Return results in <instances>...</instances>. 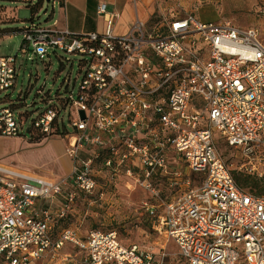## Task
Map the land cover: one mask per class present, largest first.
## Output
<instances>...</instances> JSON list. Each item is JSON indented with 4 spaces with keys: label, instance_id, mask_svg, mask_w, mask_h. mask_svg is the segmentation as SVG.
<instances>
[{
    "label": "built area",
    "instance_id": "obj_1",
    "mask_svg": "<svg viewBox=\"0 0 264 264\" xmlns=\"http://www.w3.org/2000/svg\"><path fill=\"white\" fill-rule=\"evenodd\" d=\"M97 14L107 17L102 34L74 37L34 21L20 31L41 60L49 49L84 59L78 93L58 98L77 115L70 173L54 180L0 164V264H165L164 250L126 245L115 231L82 236L65 226L101 179L121 173L148 193L150 227L174 243L182 264H264V196L237 184L215 137L251 164L264 161L263 34L169 12L117 35L118 15L105 3ZM18 70L16 57H0V93L15 88ZM64 82L68 91L71 77ZM59 115L49 109L34 132L61 136L53 128ZM23 124L0 108V136L21 137Z\"/></svg>",
    "mask_w": 264,
    "mask_h": 264
},
{
    "label": "rangeland",
    "instance_id": "obj_2",
    "mask_svg": "<svg viewBox=\"0 0 264 264\" xmlns=\"http://www.w3.org/2000/svg\"><path fill=\"white\" fill-rule=\"evenodd\" d=\"M12 1L22 3L7 5L13 9L9 12L0 11V30L12 31V34L0 37V57H16L19 70L15 88L0 93V108L18 106L14 111L24 120L21 134L26 140L40 137V134L33 130L34 121L39 120L49 109H59L60 115L54 121L53 128L54 133L59 130L62 135L45 137L43 140L68 146L74 130L71 122L77 119V115H70L69 109H66L58 98L66 97L67 92L72 90L74 94L78 93L82 79L79 67L84 57L49 49L48 56L41 60L32 49H26L20 30L29 26L31 21L45 27L53 26L58 17L59 6H53L52 2L47 0L36 7L25 4V0ZM1 6L6 7L0 3ZM145 7L150 12V27L159 22L160 15L174 12L183 16L192 12L204 23L229 22L241 29H257L264 36V0H146ZM13 13L15 19L9 20ZM69 77L71 83L67 91L64 80ZM41 137L43 138L42 135ZM215 137L219 154L234 179L256 181L264 186V161L253 160L251 164L240 149L233 148L222 140L220 133L217 132ZM60 151L55 148L40 158L42 171L47 170L52 177H62L63 169L56 159ZM152 182L156 188L165 189L164 180L159 177H154ZM101 184L100 190L94 195H87L78 201L73 215L66 221L67 228L78 231L82 236L95 230L115 231L126 245L137 244L142 249L154 253L164 250L167 255L165 264H182L177 257L178 251L174 243H167L150 227L148 214L143 208L148 193L134 184L128 187L123 173L112 183L108 178H103ZM245 190L251 194L255 193V189L251 187ZM260 196H264V193Z\"/></svg>",
    "mask_w": 264,
    "mask_h": 264
},
{
    "label": "crops",
    "instance_id": "obj_3",
    "mask_svg": "<svg viewBox=\"0 0 264 264\" xmlns=\"http://www.w3.org/2000/svg\"><path fill=\"white\" fill-rule=\"evenodd\" d=\"M25 1L24 3L29 4L31 7L39 6L45 2V0ZM49 2H54L53 6H59L58 17L55 19L53 27L59 31H67L74 37L105 32L107 17L97 14V8L101 3L107 4L108 14L118 15L114 25V33L117 35L128 33L137 19L148 25L151 19L150 12L145 7L146 0H49ZM19 3L22 2L4 3V5L10 11V9H13L7 5ZM187 14L193 13L189 12ZM158 19L160 22L162 15ZM55 148L61 150L57 153L56 159L62 166V177H65L71 171V159L66 152L67 145L61 146V144H56L50 140H26L23 136H0V164L47 179H56L58 177L50 176L47 170L42 171L40 165V158H43L44 155Z\"/></svg>",
    "mask_w": 264,
    "mask_h": 264
},
{
    "label": "trees",
    "instance_id": "obj_4",
    "mask_svg": "<svg viewBox=\"0 0 264 264\" xmlns=\"http://www.w3.org/2000/svg\"><path fill=\"white\" fill-rule=\"evenodd\" d=\"M10 2H13V1L12 0H0V3H2V4H4V3H10ZM1 10H6V11L9 12V10L6 7H4V6L3 7L2 6L0 7V11ZM10 16L11 17H9V20L15 19V17L13 15H10ZM0 23H2V22H0ZM10 34H12V31H9V30H0V37L6 36V35H10ZM17 107H18L17 105H12L10 107V109L15 110V108L17 109ZM32 135L34 136V132L32 133ZM33 139H35V140H41L42 137L40 135V137H38V139L35 138V137H33ZM236 182L243 189L248 188V187H251L252 189H255V193H253L255 195L260 196L262 193H264L263 192L264 191V186L260 185L256 181H251L250 182L248 180H244V181L236 180Z\"/></svg>",
    "mask_w": 264,
    "mask_h": 264
},
{
    "label": "water",
    "instance_id": "obj_5",
    "mask_svg": "<svg viewBox=\"0 0 264 264\" xmlns=\"http://www.w3.org/2000/svg\"><path fill=\"white\" fill-rule=\"evenodd\" d=\"M47 2H49V0ZM80 117L81 119H85V113L83 111L80 112Z\"/></svg>",
    "mask_w": 264,
    "mask_h": 264
}]
</instances>
